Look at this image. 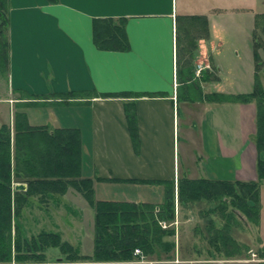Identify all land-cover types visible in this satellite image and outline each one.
I'll return each mask as SVG.
<instances>
[{
	"label": "crops",
	"instance_id": "1",
	"mask_svg": "<svg viewBox=\"0 0 264 264\" xmlns=\"http://www.w3.org/2000/svg\"><path fill=\"white\" fill-rule=\"evenodd\" d=\"M247 4L242 0H9L10 97L0 100V129L20 111L32 126L46 127L51 133L79 132L81 175L94 180L95 194L100 183L104 192L112 189L110 185L126 186L122 199H99L158 205L165 192L159 181H174L177 186L185 176L259 181L261 219L255 226L264 240V178L257 170L264 150L259 151L256 143L258 105L256 100L232 98L252 92L255 85L254 62L246 71L241 68L246 82H233L238 80L237 60L229 51L239 31L249 38L254 29L239 20H244L240 14L248 13ZM101 31L105 36L100 37ZM260 77L264 86V66ZM216 93L225 98L213 97ZM186 159L192 161L183 165ZM200 170H208L209 175L201 176ZM37 194L29 202L39 208L40 222L49 223L45 218L52 214L64 216L62 208L70 207L80 219L69 220L67 215L64 223L72 221L77 227L90 216L91 205L73 186L48 198ZM49 208L55 209L47 212ZM91 209L87 237L94 240ZM175 221L161 223L168 227ZM50 223L64 238L57 220ZM78 244L72 245L82 255L93 253H83V245ZM50 248L45 262L26 264L96 263L68 261L64 256L51 260Z\"/></svg>",
	"mask_w": 264,
	"mask_h": 264
},
{
	"label": "trees",
	"instance_id": "2",
	"mask_svg": "<svg viewBox=\"0 0 264 264\" xmlns=\"http://www.w3.org/2000/svg\"><path fill=\"white\" fill-rule=\"evenodd\" d=\"M8 10L9 0H0V64L7 65V68L10 63V40L5 34L9 31L10 23ZM263 21L257 19L256 25ZM103 36L104 31H101L100 37ZM112 40L116 41V38L112 37ZM98 41L104 45L101 40ZM257 45L260 43L256 44V49ZM123 47H128V44ZM262 64L261 58L256 55L253 91L232 96L234 100L242 102H257L256 143L259 151L264 150V86L260 77ZM212 96L225 98L218 93ZM14 131L13 135L9 124H4L0 129V264L45 262L46 251L50 247H58L66 254L68 261L126 262L135 259L136 249L146 255L156 253L160 256L162 251L168 252L176 245L173 240L165 239L166 236L175 235V227H163L161 222L175 221L177 201L183 206L205 200L212 203L207 213L220 214L227 220L225 228H216V232L223 236L235 219V210L246 214L255 224L260 223L259 181L191 179L185 176L178 180L177 186L174 181H159L164 185L165 192L163 202L158 205L97 200L94 180L81 175L79 132L57 129L51 133L46 127L32 126L24 112L16 113ZM257 170L259 178H264V160L261 157H258ZM16 182H27V190H17ZM69 186L78 189L95 209L94 249L91 255L80 254L70 242L62 240L58 232L42 231L28 238L17 222L28 197L42 191L66 193ZM214 219L210 218L212 226L216 223ZM227 235L225 238L232 241V237ZM211 239L216 240L217 235ZM261 255L264 257V252Z\"/></svg>",
	"mask_w": 264,
	"mask_h": 264
},
{
	"label": "rangeland",
	"instance_id": "3",
	"mask_svg": "<svg viewBox=\"0 0 264 264\" xmlns=\"http://www.w3.org/2000/svg\"><path fill=\"white\" fill-rule=\"evenodd\" d=\"M248 1L247 5H250L248 9V13L243 15L240 14L244 20H240V22H244V27H250L254 25V29L250 32L249 38H244L242 34L244 33L242 30L238 32L236 38H234L235 47H231L230 55L237 60L236 75L238 80H233L237 84L241 82H246L248 77L245 73L241 72V68L244 70L246 66L250 67V65L254 62L255 63V80H256V55L261 58L263 64L261 67V71L264 66V21L260 23V25H256L257 19H264L262 15L264 12H259L264 9V0H242ZM252 4V5H251ZM255 14L254 20L252 21L251 17L252 14ZM241 25V24H240ZM9 37V31L5 32ZM237 39V40H236ZM260 43V47L256 44ZM238 54V56H236ZM234 65V64H233ZM245 67V68H244ZM246 71V70H245ZM242 73V74H241ZM234 77V78H235ZM233 78V79H234ZM250 79V78H249ZM9 67L7 65L0 64V100H5L9 95ZM20 112V111H18ZM17 112H15L14 117ZM15 120V119H14ZM14 120H10V125L12 127ZM12 127V133H15ZM188 161V163L186 162ZM182 160L183 165H188L191 163L192 159ZM184 171V170H182ZM207 171V172H206ZM199 174L201 176L209 175L208 170H200ZM214 175V174H212ZM19 183V182H16ZM24 183V182H23ZM103 183L98 184L97 192L95 194V198L98 200L99 198H113V199H122V195H125L126 186L125 185H110L112 187L111 190H108L111 196H104L109 194V192H104L102 187ZM74 187V186H73ZM114 187V189H113ZM69 188V187H68ZM44 196L51 195L54 192H40ZM260 197H261V188L259 190ZM38 195V194H34ZM28 197L26 200V204L23 207L22 212L17 219V222L22 227L24 235H32L36 236L42 231L48 232H56L57 228L55 229L56 224L50 223L51 221L57 220V226L61 225L60 228L65 232L64 238L68 239L70 243L74 244L75 246L79 247L78 243H81L83 246H80V250L83 253H92L94 240L93 236L88 235V230H90V221L93 217V212L91 206L88 207L89 215L83 218L84 221L82 223L78 222V226L76 227L75 223L72 221L63 222L64 216L68 215L69 220L80 219L78 214L79 212L76 209L70 207L69 209L62 208L63 215H59V217H46L49 223L40 222V217L38 216L39 208L37 206L32 205L29 202L32 196ZM56 202V201H54ZM212 203L208 201H200L194 204L182 205L179 204L178 201L176 203V212H177V219L174 224H169V226H175L176 232L175 235L166 236L165 239L173 240L175 242L174 249L169 250L168 252L162 251L160 256H157L155 253L154 255H146L142 250H140V254L135 256L134 260L131 261H110V262H96L95 264H133V263H172V264H264V257H262L261 253L264 252V244L263 238L261 237L260 230L257 229L255 223L250 222L248 219L249 217L246 214L241 213L239 210H235L236 217L230 223V227L224 235L227 234L232 237L231 240H227L225 236L221 235V233L216 232V228H225V224L227 222L226 219L220 216V214L209 215L207 214V210ZM68 208V207H67ZM52 209L49 208L48 211L52 212ZM93 211L95 209L93 208ZM261 214V213H260ZM35 215V216H33ZM95 215V213H94ZM211 216L215 217L214 220L215 226H212L210 223ZM88 217V219H87ZM261 219V215H260ZM162 225L164 223H161ZM75 225V226H74ZM260 225V224H259ZM43 226V227H42ZM46 226V227H45ZM42 227V228H41ZM80 227V230H79ZM84 227V228H83ZM44 228V229H43ZM46 228V229H45ZM88 229V230H87ZM42 230V231H40ZM58 233L61 234L57 230ZM81 232V233H80ZM80 233V235H79ZM90 233V231H89ZM73 235V236H72ZM81 235L84 237L82 239ZM217 235V239H211L213 236ZM227 235V236H228ZM75 236V237H74ZM80 236V237H79ZM28 237V236H27ZM62 237V234H61ZM31 238V237H28ZM62 237V240H64ZM214 240V241H213ZM81 254V253H80ZM65 257L67 259L66 254H63L62 251L58 247H51L48 252V259L56 260L58 257ZM136 260H140V262H136ZM86 262L91 260H79L76 262ZM92 262V261H91ZM15 264V263H14ZM18 264V263H16ZM26 264V263H25Z\"/></svg>",
	"mask_w": 264,
	"mask_h": 264
},
{
	"label": "water",
	"instance_id": "4",
	"mask_svg": "<svg viewBox=\"0 0 264 264\" xmlns=\"http://www.w3.org/2000/svg\"><path fill=\"white\" fill-rule=\"evenodd\" d=\"M15 188L17 190H26L27 185H26V183L19 182V183H16Z\"/></svg>",
	"mask_w": 264,
	"mask_h": 264
},
{
	"label": "built area",
	"instance_id": "5",
	"mask_svg": "<svg viewBox=\"0 0 264 264\" xmlns=\"http://www.w3.org/2000/svg\"><path fill=\"white\" fill-rule=\"evenodd\" d=\"M164 227H166L165 223L163 224ZM135 254L139 255L140 254V250L136 249ZM136 262H140V260H136Z\"/></svg>",
	"mask_w": 264,
	"mask_h": 264
}]
</instances>
